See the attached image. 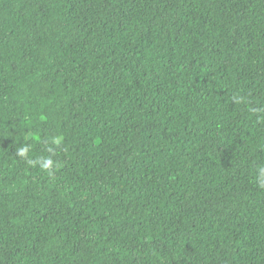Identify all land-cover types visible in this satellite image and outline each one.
I'll use <instances>...</instances> for the list:
<instances>
[{
	"label": "trees",
	"instance_id": "obj_1",
	"mask_svg": "<svg viewBox=\"0 0 264 264\" xmlns=\"http://www.w3.org/2000/svg\"><path fill=\"white\" fill-rule=\"evenodd\" d=\"M258 166L264 0H0V264H264Z\"/></svg>",
	"mask_w": 264,
	"mask_h": 264
},
{
	"label": "clouds",
	"instance_id": "obj_2",
	"mask_svg": "<svg viewBox=\"0 0 264 264\" xmlns=\"http://www.w3.org/2000/svg\"><path fill=\"white\" fill-rule=\"evenodd\" d=\"M234 103H241L242 98L233 97ZM252 111H256L252 109ZM27 139V137H25ZM62 143V137L59 135L50 137V144L54 146H59ZM31 145L23 144L19 148L16 149V155L20 158H25L28 156ZM51 148H48V151H51ZM26 163L29 166L39 165L41 171L45 172L49 177L54 175L56 167H58L57 162L53 161L49 157L40 158L37 157L35 159H27ZM257 184L260 188H264V166H258L257 168Z\"/></svg>",
	"mask_w": 264,
	"mask_h": 264
}]
</instances>
